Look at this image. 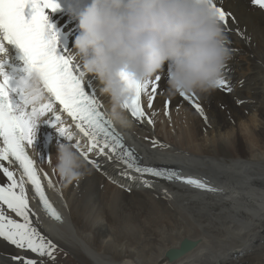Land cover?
Wrapping results in <instances>:
<instances>
[{
	"label": "bare ground",
	"instance_id": "bare-ground-1",
	"mask_svg": "<svg viewBox=\"0 0 264 264\" xmlns=\"http://www.w3.org/2000/svg\"><path fill=\"white\" fill-rule=\"evenodd\" d=\"M218 6L232 13L236 18L232 27L244 34L233 31L227 37L230 47L238 50L226 64L233 91L197 93L205 120L191 102L169 94L165 66L162 94L151 108L147 95H142L146 113H156L154 122L139 123L129 115L131 125L117 129L141 165L173 167L220 191L141 176L95 151L88 158L102 162L100 168L82 157L85 175L67 184L54 167L58 144L66 138L46 116L36 127L29 150L62 221L44 212L27 178L25 190L39 218L33 225L56 246L84 255L87 264H264V9L250 0H218ZM65 30L68 52L75 60L80 28L73 21ZM88 80L106 109L109 101L100 94L98 81ZM62 120L74 133L73 144L87 142L66 113ZM3 163L20 178L16 163ZM6 183L0 170V184ZM184 239L196 243L168 259L166 253L180 248ZM13 256L23 260L14 261ZM58 258L39 257L0 238V264H24L27 259L63 264Z\"/></svg>",
	"mask_w": 264,
	"mask_h": 264
},
{
	"label": "snow or ice",
	"instance_id": "snow-or-ice-1",
	"mask_svg": "<svg viewBox=\"0 0 264 264\" xmlns=\"http://www.w3.org/2000/svg\"><path fill=\"white\" fill-rule=\"evenodd\" d=\"M254 6L264 9V0H250ZM212 8L217 14L226 37L235 31L238 35L244 34L239 29H234L236 18L230 11H225L218 6V0H212ZM55 11L58 8L56 0H0V49L4 41L17 45L24 53L27 62V70H35L40 74L44 88L49 94V101L40 106L28 110V99L22 85L11 87L9 77L4 74L0 66V170L7 177L8 183L0 184V238L5 239L19 249L30 250L39 257L47 256L55 260L56 245L46 236L40 234L33 225V220L39 219L29 206V199L25 190V178L35 188L43 208L57 221H62V215L52 205L46 196L41 179L38 175L36 162L30 157L28 148L32 145L37 127L36 116H47V122L56 127L62 137L73 141L74 133L70 127H65L62 120L63 113L75 123V128L87 138L85 144L79 141L74 143L87 163L100 168L101 163L90 160L89 153L95 151L99 156H106L109 160L115 159L122 162L126 169L137 173L150 174L153 177H163L169 181H180L197 189L218 192L219 189L210 187L205 181L185 177L176 171L158 169L155 167H142L137 162L134 150L127 146L124 138L117 131L114 124L106 117L103 106L95 89L86 90L87 85L79 71L78 65L70 56L60 54L57 48V33L48 23L45 9ZM29 11L30 14H26ZM231 20V24H230ZM227 44L231 53L238 51L230 47L231 40L227 38ZM164 72L155 78L137 82L131 81L130 86L134 91L132 98L125 104V108L139 123L152 124L155 112L146 113L142 106V95H147L148 108L157 95H161ZM233 85L227 77L225 66L223 75L218 81L217 89L233 91ZM15 93L18 100H13L11 94ZM185 100L192 103L204 119V109L199 103L196 93L180 94ZM242 102V101H238ZM107 150V151H106ZM17 163L22 169V174L17 179L14 171L3 163ZM122 175H128L123 171ZM134 179V177H133ZM147 183V181H145ZM52 186V181H48ZM11 210L16 218L6 213L4 207ZM22 218V222L20 219ZM14 261L23 260L22 257L13 256ZM24 264H44L43 260L27 259Z\"/></svg>",
	"mask_w": 264,
	"mask_h": 264
},
{
	"label": "clouds",
	"instance_id": "clouds-1",
	"mask_svg": "<svg viewBox=\"0 0 264 264\" xmlns=\"http://www.w3.org/2000/svg\"><path fill=\"white\" fill-rule=\"evenodd\" d=\"M212 0H90L79 14L74 62L83 79L98 81L108 98L106 117L118 128L132 121L125 104L131 81L145 82L165 71L170 95L214 90L232 53ZM3 46L0 54L6 53ZM7 57L4 56V59ZM3 61L0 60V63ZM21 85L28 110L49 101L40 74L27 71ZM37 114L36 124L42 121ZM55 170L67 184L85 175L81 153L72 141L58 144Z\"/></svg>",
	"mask_w": 264,
	"mask_h": 264
},
{
	"label": "rangeland",
	"instance_id": "rangeland-1",
	"mask_svg": "<svg viewBox=\"0 0 264 264\" xmlns=\"http://www.w3.org/2000/svg\"><path fill=\"white\" fill-rule=\"evenodd\" d=\"M54 255L55 258L59 257L58 261L63 264H87L84 255L79 253L77 254L71 249H64V247L61 246H56V251Z\"/></svg>",
	"mask_w": 264,
	"mask_h": 264
},
{
	"label": "water",
	"instance_id": "water-1",
	"mask_svg": "<svg viewBox=\"0 0 264 264\" xmlns=\"http://www.w3.org/2000/svg\"><path fill=\"white\" fill-rule=\"evenodd\" d=\"M196 241H191L184 239L178 249H171L166 253L168 259H174L175 257L184 253L187 249L192 248L195 245Z\"/></svg>",
	"mask_w": 264,
	"mask_h": 264
}]
</instances>
